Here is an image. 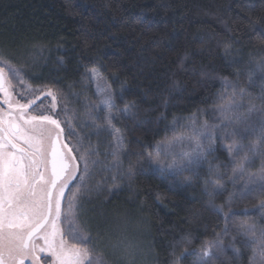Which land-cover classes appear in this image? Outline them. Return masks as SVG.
<instances>
[{
    "label": "trees",
    "instance_id": "obj_1",
    "mask_svg": "<svg viewBox=\"0 0 264 264\" xmlns=\"http://www.w3.org/2000/svg\"><path fill=\"white\" fill-rule=\"evenodd\" d=\"M0 50L24 69V86L5 69L18 98L27 103L40 96L28 85L56 91L60 119L65 107L68 117L75 114L84 148L98 139L89 135L93 129L85 115L84 101L95 91L93 81L83 78L87 69L98 68L114 92L124 84L118 109L128 101L138 106L134 119L118 113L113 121L124 137L122 170L141 161L135 175L118 177L117 190L85 200L92 243L106 264H195L205 241L225 246L209 264H253L252 233L245 234L244 226L264 227L258 175L264 167V111L250 113L247 127L237 128L235 119L220 121L216 105L229 98L241 104V113L250 104L264 105V0H0ZM225 78L233 83L225 85ZM50 104V97H41L33 107ZM201 115L217 125L208 160L177 173L147 159L158 142ZM109 139L106 133L99 137L104 163L112 160L110 149L104 155ZM241 143L257 147L226 151ZM245 155L243 171L234 173V161ZM209 161L220 165L211 177L224 186L212 197L219 211L208 205L204 191ZM112 174L100 171L92 182L108 176L107 189ZM185 237L190 244L181 242Z\"/></svg>",
    "mask_w": 264,
    "mask_h": 264
},
{
    "label": "snow or ice",
    "instance_id": "obj_2",
    "mask_svg": "<svg viewBox=\"0 0 264 264\" xmlns=\"http://www.w3.org/2000/svg\"><path fill=\"white\" fill-rule=\"evenodd\" d=\"M0 65V264H25L27 259H31L35 264L38 260L37 251L50 254L52 264H106L103 253L97 252L92 243L94 237L86 216L88 209L85 207V200L91 193L117 190L118 177L131 179L135 175L136 164L141 161L138 160L135 164H130L127 170H122L120 157L125 151L124 137L119 129L113 127V121L117 119L118 113L125 119H134L138 110L136 102L128 101L122 109H118L116 100L122 98L124 84H121L118 93L105 88L104 99L101 101L105 109L103 123H96L97 117L93 115L98 106H86L92 109L86 113L93 129L89 135H96L98 139L95 145L89 143L88 147L84 148V136L74 126L75 114L68 117V109L65 107V117L60 119L56 91L52 88H32L28 85L29 91H39L40 96L35 100H28L27 103H21V100L14 96L15 88L8 77L11 71L19 84L24 86V69L11 65L8 53L3 50H0ZM6 68L9 71H6ZM113 75L115 76V73ZM83 78L96 81L98 88L103 80L98 68L87 69ZM223 83L228 85L233 82L225 78ZM244 91L241 89L239 92L241 98ZM19 95L21 99L24 97L23 92ZM236 95L233 93V98ZM41 97H50L51 104L36 110L33 106ZM260 99L264 101V96ZM231 107L238 109L241 104L233 105V102L229 101L226 105L218 106V110L223 111ZM258 110L264 111V105L250 104L247 112L235 111L224 119L230 122L235 119L237 128L241 125L247 127L249 114ZM32 111H38L39 114L33 115ZM185 127L192 129L190 137L181 135L167 141L171 145L178 140L189 139L195 145L192 152L181 153L184 159L179 165L174 161L167 166V169L177 173L186 168L195 170L202 161L208 160L209 154L214 151L213 143L204 146L201 140L211 134L210 129H215V125L204 122L197 126L193 121ZM105 133L111 137L104 153L106 156L109 154L108 150H111L112 160L107 163L99 158V137ZM259 133L261 138H264V125L260 127ZM160 147L161 143L158 142L157 150ZM256 147L255 144L246 146L241 143L227 146L226 151L231 154L233 149L247 148L252 151ZM147 159L153 163H161L159 157L151 153ZM248 160L249 157L245 155L239 161H234L236 167L233 172H242ZM208 163L209 178L204 181V191L209 196L208 205L219 211L221 206L214 204L212 197L222 191L224 186L211 177L217 173L220 165L214 168L211 161ZM97 165L102 167L98 169ZM167 169L162 167V170ZM100 171L113 173L112 185L107 189L105 185L108 176L92 182ZM258 175L260 190L264 191V167ZM187 179L190 183L191 178ZM246 194L247 192H242L239 195ZM236 195L230 194L229 201ZM244 227L245 234L252 233L250 239L256 241L252 258L254 264L257 260L259 264H264V230H261V236L257 239L252 226ZM68 239L76 243L69 244ZM37 241H43V245ZM181 242L190 244L191 240L185 237ZM224 250L225 246L218 241H205L204 246L199 249V258L195 264H209V260L222 255ZM184 254L182 253L180 258Z\"/></svg>",
    "mask_w": 264,
    "mask_h": 264
},
{
    "label": "rangeland",
    "instance_id": "obj_3",
    "mask_svg": "<svg viewBox=\"0 0 264 264\" xmlns=\"http://www.w3.org/2000/svg\"><path fill=\"white\" fill-rule=\"evenodd\" d=\"M8 78L11 81L10 73H9V77ZM93 84H94V89H95V91L93 93L94 95H91L90 98H87L84 101V108L86 109L85 115H86V113L89 110H92L90 107H86V106L97 105L98 108H97V110L93 111V115L95 117H97L96 123H103L104 122L103 118H104V115H105V109H104L103 104L101 103V101L104 99V90H105V88H109V86L104 82V80H102L100 82L99 88L97 86V82L96 81L93 80ZM13 86H14V84H13ZM14 88H15V91H14L13 94H14V96L17 99H19L18 96H17L16 87L14 86ZM220 98L221 99L224 98V93L220 96ZM229 101H231V100L229 98H227V100H225L223 102L219 101L218 104L216 105L218 118L220 119V121L222 123H225V122L229 121L227 119H224V117L232 115V113L235 112V111H239V108L236 109L235 107L225 108L223 111L218 110V106L226 105ZM21 103H24V102L21 101ZM237 103L238 102H233V105H235ZM31 114L35 115V113H33V112ZM86 119L89 120L87 115H86ZM193 121L196 122L197 126H199L200 124H202L204 122H207L209 125H215L216 128H217L216 123L210 122L204 115L197 116V117H189L187 120H185V122H183L180 125V127H178V135L172 136L171 138L161 142V147L158 150H156V153H155V156H158L159 160L161 162L160 164L155 163L157 166H160V167H163V168L167 169V166L172 164L174 161H175V163L177 165H179L180 162L184 159V157L181 156V153H184V152H189L190 153V152L193 151L195 145L189 139H184L183 141H179L178 140V141H176L175 143H173L171 145H169L167 143V141L173 140L174 137H179L181 135H183L185 137H190L192 135V129L190 127H185V126L186 125H190ZM216 128L215 129H210V133L211 134L202 138L201 143L204 146H207L208 143H210V142L214 144V135H215ZM110 140H111V137L108 140V142ZM167 170L174 171L172 169H167ZM261 230H264V227L254 230L257 239H259L260 236H261ZM132 231H133V229H132ZM251 235H250V237H251ZM250 241L253 244V250H254L256 248V241H253L251 239H250ZM37 243L40 244V245H43V241H37ZM68 243L71 244L70 242H68ZM253 254H254V252H253ZM36 255L38 257L37 261L39 262V264H52V257H51L50 254H48L46 252L41 253V252L37 251ZM253 264H254V262H253ZM255 264H259V260H257L255 262Z\"/></svg>",
    "mask_w": 264,
    "mask_h": 264
},
{
    "label": "water",
    "instance_id": "obj_4",
    "mask_svg": "<svg viewBox=\"0 0 264 264\" xmlns=\"http://www.w3.org/2000/svg\"><path fill=\"white\" fill-rule=\"evenodd\" d=\"M5 107H6V106H5ZM25 264H33V261H32L31 259H27V260L25 261ZM35 264H39V262L36 261Z\"/></svg>",
    "mask_w": 264,
    "mask_h": 264
},
{
    "label": "flooded vegetation",
    "instance_id": "obj_5",
    "mask_svg": "<svg viewBox=\"0 0 264 264\" xmlns=\"http://www.w3.org/2000/svg\"><path fill=\"white\" fill-rule=\"evenodd\" d=\"M5 107V106H4Z\"/></svg>",
    "mask_w": 264,
    "mask_h": 264
}]
</instances>
